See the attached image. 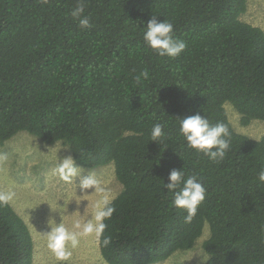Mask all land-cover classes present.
Instances as JSON below:
<instances>
[{
  "label": "trees",
  "instance_id": "obj_1",
  "mask_svg": "<svg viewBox=\"0 0 264 264\" xmlns=\"http://www.w3.org/2000/svg\"><path fill=\"white\" fill-rule=\"evenodd\" d=\"M78 3L88 29L70 15ZM246 10L247 0H0V144L25 131L66 145L80 166L114 164L122 189L98 238L106 263L165 261L208 225L204 264H264V135L237 132L224 107L242 125L264 121V30L242 20ZM152 17L185 42L179 56L144 42ZM197 112L228 128L223 160L179 134L177 118ZM172 169L206 189L190 221L164 188ZM33 254L23 218L0 205V264H32Z\"/></svg>",
  "mask_w": 264,
  "mask_h": 264
},
{
  "label": "rangeland",
  "instance_id": "obj_2",
  "mask_svg": "<svg viewBox=\"0 0 264 264\" xmlns=\"http://www.w3.org/2000/svg\"><path fill=\"white\" fill-rule=\"evenodd\" d=\"M242 20L264 29V0H247V10ZM228 118L237 132L259 139L264 135V121L254 119L248 125L240 123V116L229 102L224 104ZM72 154L61 142L48 144L41 139L20 131L0 144V192L12 191L15 196L9 203L23 218L33 237L32 264H108L99 251L95 233L81 234L78 244L66 246L71 255L58 260L47 247L48 221L54 219L70 232L82 233L83 226L95 223V214L102 202L110 201L122 189L114 172V164L87 168L80 166L82 175H92L97 183L81 191L79 177L66 182L56 169L61 160ZM81 227L77 229L75 225ZM209 236L205 225L202 234L186 250H178L167 260L154 264H204L207 254L203 242Z\"/></svg>",
  "mask_w": 264,
  "mask_h": 264
},
{
  "label": "clouds",
  "instance_id": "obj_3",
  "mask_svg": "<svg viewBox=\"0 0 264 264\" xmlns=\"http://www.w3.org/2000/svg\"><path fill=\"white\" fill-rule=\"evenodd\" d=\"M84 5L78 3L71 11L70 15L78 21L81 29H88L91 27L88 16L83 15ZM143 40L147 46L155 50L161 57L175 58L179 56L186 48V44L182 40L173 37V25L165 20L158 22L156 17H152L146 24L143 32ZM147 78L148 72L143 71L135 77L139 82L140 78ZM179 124V134L186 141L189 148L203 153L212 161L223 160L227 151L230 148L229 130L225 124L217 122L212 124L209 120L199 114L177 118ZM164 125L157 123L151 130V141H159L165 135ZM75 162L71 155L64 157L59 163L56 172L60 178L66 182H71L73 178L79 177V188L81 191L87 190L97 181L92 175H82L78 172ZM260 182H264V169L258 173ZM168 183L164 184L169 192L172 193V204L177 209L186 210L188 215L186 220H191L196 213L198 206L205 199L206 189L203 184L195 177L191 176L184 178V173L177 169H172L168 176ZM15 193L12 191L0 192V205H6L13 200ZM114 208L108 205V201L102 202V206H98L95 214V223H87L83 226L82 233L75 231L70 232L63 224L56 223L54 219H50L47 223L50 231L47 232V247L55 254L58 260H66L71 253L66 250L67 245L73 248L78 244V236L81 234L87 235L95 233L99 237L106 225L104 219L110 217ZM77 229L81 227L79 223L75 225ZM105 244L108 240L105 239Z\"/></svg>",
  "mask_w": 264,
  "mask_h": 264
},
{
  "label": "crops",
  "instance_id": "obj_4",
  "mask_svg": "<svg viewBox=\"0 0 264 264\" xmlns=\"http://www.w3.org/2000/svg\"><path fill=\"white\" fill-rule=\"evenodd\" d=\"M264 30V29H263Z\"/></svg>",
  "mask_w": 264,
  "mask_h": 264
}]
</instances>
